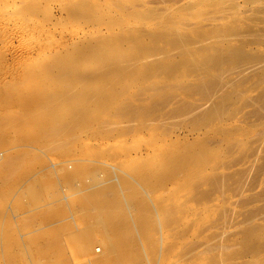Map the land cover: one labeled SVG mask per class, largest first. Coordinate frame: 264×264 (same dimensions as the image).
<instances>
[{"label": "rangeland", "instance_id": "obj_1", "mask_svg": "<svg viewBox=\"0 0 264 264\" xmlns=\"http://www.w3.org/2000/svg\"><path fill=\"white\" fill-rule=\"evenodd\" d=\"M255 16L264 17V0H0V264L54 263L58 252L55 253L52 247L51 250L49 244L51 241L54 244L55 238L62 249H68L64 240L55 237L58 234V237L62 236L65 223L73 222L77 229H81L90 221L82 217L83 214L78 209L79 194L85 190L72 193L73 188L68 187L63 171L64 167L72 170L79 160L85 164V168L73 179L77 187L74 189H83L90 182L91 173L95 171L102 181L111 178L117 182L128 180L145 197L149 206H157L159 203L167 208L174 206L173 216L176 215L179 220L172 216L171 225L167 226L165 224L168 221L165 223L157 219L158 222L148 223L144 235H139V240L148 252H145L147 258L144 264H264V235L258 238L262 243L260 249L252 252L244 251L238 243L243 226L254 222L264 224V171L259 175L261 180L257 185H249L240 193L235 190V180H230L231 187L224 193L215 192L212 200H198L194 194V198L191 196L195 191L185 181L182 172L164 168L169 156L187 150L200 152L207 148L213 163H222L226 159L223 164L229 165L225 164V168L217 169L221 173L229 170L228 173H231L248 166L251 158L255 157L251 155L252 150L257 147L263 150L258 156L263 155L264 113L263 118L257 117V103L243 106L247 97L251 98L264 86L263 82L255 89V77L246 81V84H239L244 91L236 105L239 109L227 118V123H230L228 136L222 135L226 131H223L224 125L220 123L209 125L202 119L192 121L193 114L209 106L208 102L190 114L165 116L164 121L149 120L142 125L138 121H124L125 117L117 118L115 113L108 111H96L97 115L95 112V116H90L92 119L85 118L81 113V102L72 100L57 108L55 114L80 118L82 130L76 136L78 140L64 136L57 141H50V138L32 141L43 125L47 96L62 87L54 66L59 61L72 63L83 57L89 64L81 68L84 67L87 71L95 72L104 64L102 59L92 60L88 53L85 55L89 42H94L99 48L113 46L128 53L135 45H149L152 42L150 31L166 28L162 26L165 23L173 24V29L189 33L191 29L217 28L216 25L230 19H249ZM168 20L172 22L169 23ZM248 22L256 28L264 27V20ZM213 30L212 33L215 34ZM119 35L126 39L118 41ZM258 47L260 50L264 49V45ZM150 63V56L139 54L135 67L144 72ZM239 74L234 72L229 77L238 79ZM119 78L127 82L131 80L130 77ZM97 79L95 84L100 85L101 79ZM184 79L185 75L183 77L180 74L174 81L180 83ZM249 82L253 83L251 87ZM138 88L132 85L125 95L126 100L130 97V100L133 98L136 100L134 102L139 103L137 97L140 99L147 96L133 94ZM175 92H179L175 98L179 97L178 101L185 102L188 99L199 103L194 98L198 95L187 97L181 87ZM131 93L135 96H131ZM143 98L147 102L148 99ZM22 114L29 118L25 123L20 118L24 117ZM105 118L109 122H105ZM124 123H128L129 127L124 128L127 126ZM167 150L169 151L164 156L163 152ZM24 151L27 155L17 161L15 157ZM236 156L242 159L241 163L236 161ZM150 170L160 173L153 183H148L145 178ZM36 183L40 185L44 198L34 205V201L25 192ZM48 183L52 185L42 188ZM53 184L55 191L51 187ZM49 186L51 189H48ZM208 188L207 185L201 187ZM56 190L59 194L57 197L60 198L58 202ZM52 191L56 192V198L51 195ZM126 192L125 189L122 190L123 194ZM252 194H256V201L247 202L248 196L251 197ZM244 198L246 203H242ZM53 201L58 203L56 205L54 202L57 207ZM45 205L47 208L51 205L49 210ZM146 209L147 206L135 209L137 212L134 213V209H127V214L130 213L126 215L127 219L131 223L136 222L142 212L146 213ZM182 210L184 211L180 212ZM253 210L255 213L250 218L251 222L247 223L248 212ZM117 212L118 216L120 212ZM56 228L57 234L54 233ZM106 235L116 237L117 232L110 231ZM106 235L94 228L95 242L103 252L106 249L102 240ZM221 238H224L223 241ZM224 244L230 247H222ZM214 246L219 248L213 250ZM234 250L237 252L234 258L225 257L226 252ZM68 251L63 254L69 256L71 264H98L93 263L94 261L89 263L88 258L84 257L77 260V255L73 256L75 259H71L73 257ZM100 251L96 253L102 256L103 252ZM213 259L222 260L213 262ZM135 261L136 259L126 260L123 264H134Z\"/></svg>", "mask_w": 264, "mask_h": 264}, {"label": "bare ground", "instance_id": "obj_2", "mask_svg": "<svg viewBox=\"0 0 264 264\" xmlns=\"http://www.w3.org/2000/svg\"><path fill=\"white\" fill-rule=\"evenodd\" d=\"M248 20H250V22H258V20L262 22L264 17L258 18L255 16L249 19H230L219 26L216 25L217 28L213 27L205 30L191 29L189 33L183 32L179 29H173V24L169 25L165 23L162 26L166 28L150 31L152 42L149 45H135L128 53H123L119 49L113 48V46H102L99 48L94 42H89L87 44L85 55L88 53L92 60H94V58L102 59L104 64L95 72L87 71L84 67H87L89 62L84 61L83 57L72 63L59 61L54 66L62 82V87L47 96V110L44 112L42 120L43 125L38 135H36L32 141L37 142L40 138H50V141H57L60 137L64 136L69 137V139L72 138L73 140H78V137L76 138V136H78V133H81L82 130V126L79 124L80 118L72 117L68 114H65L64 116L55 114L57 108L72 100H77L78 103L81 102V113L85 118H90V116H93L96 111H108L113 114L115 113L118 116L117 118L121 117L122 119V117H125L126 120L124 119V121H138L142 125L146 124L149 120V122H151V120L159 122L164 121V119L166 120L169 116L190 114L201 105L208 102L210 103L209 106L193 114L191 117L192 121L202 119L209 125L220 123L221 125H224L223 127L225 128L222 130L226 131V134L222 133V135H230V126H228L230 123H227V121H229L227 118H229L235 110L239 109V107L236 108V105L244 91L240 88L241 86L239 87V84H246V81L255 77L256 84L254 88L256 89L258 84L264 82V49L260 50L258 47L264 45V27L256 28L250 24ZM167 22L171 23L172 21L168 20ZM212 30L215 34L212 33ZM117 39H119L118 41H123L126 37L119 35ZM139 54L150 56L151 63L144 72H140L135 67L136 58ZM259 64L261 65L258 66ZM82 66L84 67L81 68ZM234 72L240 73L239 77L236 76L238 79L229 77ZM180 74H183V77L185 75V79L182 82L180 80V83H175V78ZM119 76L130 77L131 80L130 82H127L126 80L120 79ZM97 77L101 79L100 85L95 84ZM238 81H240V83H238ZM144 84H146V87ZM249 84L247 86H249ZM132 85L139 87L133 94L138 96L146 94L147 96L143 97L148 99L147 102L143 97H140V99L137 97V99L140 100L139 103L134 102L136 100L133 98L130 100V97L127 98L129 100H126L125 95L128 93V89ZM251 85H253V83L250 84V87ZM180 87L184 89L183 94L187 97L198 95V97H193L196 98L199 103L194 101L190 102L188 99H186L188 100L187 102L186 100H184L185 102L178 101L179 97L175 99L179 93L175 92V90L178 88L180 90ZM245 89L247 90V87H245ZM259 89V91L255 95H252L251 98L247 97L243 106L245 107L250 103H252V105L253 103H257L258 105L256 104L255 113H257V117L263 118L264 86ZM133 94L131 93V96H135ZM173 100H177L178 102ZM48 110L51 112L48 113ZM23 116L24 117L20 118L22 119V123H25L29 118H27L28 116L25 114ZM165 116L166 118H164ZM20 118H18V120ZM96 118L99 117L96 116ZM90 119H92V117ZM95 119L93 121H95ZM105 120V122L108 121L106 118ZM128 125L124 128L129 127ZM217 131H219V129ZM168 151L169 150L163 152L164 156ZM228 151L230 152V150ZM262 151L263 150L258 147L257 149L255 148L254 151L252 150L251 155H255V157L253 159L251 158V163L248 166L246 165L239 169L236 167L237 170L234 171L233 169L234 172L231 171V173H228L230 170L226 173H223L224 171L221 173L217 170L219 167H226L225 164L227 163L223 164V161L226 159L222 160V163H213L214 160H212L211 154L207 148H204V150L200 152L190 150L182 151L180 153L176 152L166 159L164 168L170 171L174 170L182 172L185 181H187L195 191V193L191 194V196L194 194L195 199L212 200V195L215 192H221L220 194H222V192L224 193L225 190L230 188L231 181L235 180V190H237L238 193L242 192L244 188L247 189L252 185H257L261 180L259 179V175L264 171V154L258 156ZM243 154L245 155L244 152ZM26 155L25 151L21 152L15 157V159L17 161L21 160ZM239 155L241 157V154ZM238 159L240 158H237L236 161L241 163L242 159H240V161ZM6 160L8 161L9 158ZM219 161L221 162V160ZM237 162H235V164H237ZM245 162L246 161L244 160V163ZM82 168L84 170L85 164L79 160L72 170H67V168L64 167L63 171L66 182L69 184L68 187L73 188L71 191L72 193L85 190L82 193L80 192L81 195L79 194L78 209L79 212L83 214L82 217H85L90 221L87 222L83 228L81 227V229H77V227L72 224L73 222H66L64 226L65 228L62 227V236L58 237V234V236L55 235V237H57L56 239L59 238V240H64L68 249H62L58 245V240H55V238H53L54 240L51 239L54 241V244H52L51 241V244H49L50 249L52 247V249L55 250V253L58 252V258L54 263L52 261H47L48 263H45L60 264L62 262L63 264H71L69 256H66L65 253L63 254V252L69 250L68 252L72 257L77 255L78 257L76 256V259L82 257L85 259L88 258L87 262L89 263L94 261L93 263L97 262L98 264H123V261L136 259V264H144L145 259L147 258L145 252L147 251L143 243L139 240V235H144L148 223L151 224L154 221L158 222L157 219L161 220V222L165 221V223L168 221V224L166 223L165 225L169 226L171 222L170 219H172L173 216L174 206L171 205L172 207L170 206L167 208L160 203L157 204V206L153 204L149 206V203H146L147 200L145 197L135 188V185L128 180L122 179L121 182H117L111 178L102 181L100 180V177L98 178L99 175L97 176L95 171L96 174L94 172L91 173V180L84 185L83 189H74L77 187L74 184L75 181L73 182V179H76L75 176L80 174ZM159 176V172L150 170L145 175V178L146 180L148 179V183H153L159 178ZM115 179H117V177H115ZM47 185H52V183L44 184L42 188H47ZM203 185H207L209 188L201 189ZM51 187H53L55 191L56 188L54 187V184ZM48 189H51L50 186ZM124 189L127 191L125 194L122 193V190ZM56 192L53 193L52 191V194H49L54 196L56 193V197H59L57 190ZM25 194L28 198H31V200L34 201V205L40 199L44 198L41 193L40 185L37 183L29 186ZM255 195L252 194L251 197H246L249 201L245 198L242 199V203H246V201H256ZM56 197L54 196V198ZM58 197L56 198V202L60 199H58ZM39 202H41V200ZM54 202L55 201H53V204ZM32 204L33 203H31V205ZM57 204L58 203H56V205ZM62 204L63 203H61V205ZM146 206V213H139L140 215L136 222L131 223L129 219H127V216L130 214H127V209H134V213L137 212L135 209L139 210ZM47 207L48 206H46V208ZM49 208L47 209L49 210ZM154 209H158L156 210L157 212ZM117 211H119L121 215ZM183 211L184 210L180 212ZM115 212L119 213L118 216ZM254 213L255 210L248 212L247 223L251 222L250 218ZM175 216L176 215L173 216V219L177 217ZM176 220H179V217L176 218ZM157 224H155V226ZM261 224L263 223L255 224L254 222L245 227L243 226L242 230H238L239 232L241 230V238L238 243L244 251L252 252L260 249L262 246V243H260L258 239L264 235V224ZM94 228L99 229L100 232L105 233V235L109 234L110 231L117 232L116 237H110L108 235H106L105 238L102 237L106 252L105 250L103 252L101 247H98L99 244L95 242V235L93 236ZM57 229L58 228H56L54 233L58 232ZM52 231L53 230H51V232ZM54 233L51 234L54 235ZM47 234L50 233L47 232ZM227 238L229 239L228 236ZM221 239L223 241L224 238ZM228 244H224L222 247L226 245L225 247L228 249V247H230ZM231 246H234V244H231ZM212 247L213 246H211V248ZM217 248L219 247L214 246L213 250ZM99 250H101L100 252H103L102 256L96 253ZM230 252H226L227 254L224 252L227 255L225 257L234 258V255L237 253L236 250ZM215 253L216 252H214V254ZM74 257L71 259H75ZM221 260L222 259H213L212 261L221 262Z\"/></svg>", "mask_w": 264, "mask_h": 264}]
</instances>
